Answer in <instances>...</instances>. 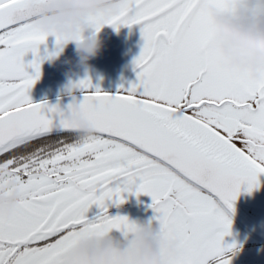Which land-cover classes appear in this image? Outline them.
Listing matches in <instances>:
<instances>
[{"label":"snow or ice","instance_id":"6c2138e0","mask_svg":"<svg viewBox=\"0 0 264 264\" xmlns=\"http://www.w3.org/2000/svg\"><path fill=\"white\" fill-rule=\"evenodd\" d=\"M27 3L0 0V163L21 188L13 213L0 214V264H64L81 238L133 232L126 216L108 214L125 194L150 197L149 222L178 239L167 264H231L228 213L264 174V79L224 66L204 5L230 12L237 0H119L117 11L89 16L96 33L139 26L143 43L123 92L77 82L88 138L58 105L31 99L43 59L67 38L41 31ZM49 35L57 51L41 57Z\"/></svg>","mask_w":264,"mask_h":264},{"label":"flooded vegetation","instance_id":"af4514ba","mask_svg":"<svg viewBox=\"0 0 264 264\" xmlns=\"http://www.w3.org/2000/svg\"><path fill=\"white\" fill-rule=\"evenodd\" d=\"M109 6L101 7L97 10H85L82 12L77 22V30L71 36H65L67 43L62 46V50L57 55L51 56L50 61L55 63L42 67L39 80L30 90L32 101L38 102L55 97L80 93V89L76 87L80 79L86 76L91 80L93 89L99 87L101 91L106 93L123 92L131 84L136 82V73L133 70V61L139 55L142 39L140 36L139 26L120 27L119 31L114 30L111 26H104L99 33H96L86 20L89 16L100 13L115 12L118 10L119 0L107 2ZM206 5V4H205ZM204 5V6H205ZM71 10V9H67ZM65 10L43 15L33 19L38 28L46 33L60 35L56 29L59 26V15ZM237 14L248 13L255 19L264 17V0H238L235 5ZM99 40L101 49L99 53L87 62V67L80 63L77 44L86 40ZM40 47H54L55 41L52 35L46 44ZM57 51V49H49ZM26 61L32 59L31 53L25 57ZM233 62V61H232ZM234 66V64H232ZM253 67V64L250 65ZM264 74V73H263ZM93 134H79L81 138H88ZM18 179L13 170L7 163H0V210L7 206H14L17 198L11 196L16 194L18 189ZM130 195L125 194V200ZM133 196V195H132ZM140 203H135L132 197H129L128 203H123L118 207L109 205L108 214L115 216H126L136 227L133 232L127 235L121 234L115 230L118 240L125 243L126 238L131 237L132 244L136 247L137 240L143 233V241L141 247L149 243L156 247L160 253L161 264H167L168 257L175 255L179 251V241L176 238L165 237L160 231V226L150 219L139 220L136 215L145 211H153L149 204L145 203V199L151 200L150 197L141 195L135 197ZM94 211L87 212L86 217L93 220L99 210L93 205ZM5 215L6 211L0 212ZM229 215V214H228ZM230 216V215H229ZM231 234L224 238L225 244H235L237 251L231 258V264H264V243L243 229L233 218H231ZM99 239L98 237H87L80 239L71 252L77 251L84 244ZM70 252V253H71Z\"/></svg>","mask_w":264,"mask_h":264},{"label":"clouds","instance_id":"9594fccd","mask_svg":"<svg viewBox=\"0 0 264 264\" xmlns=\"http://www.w3.org/2000/svg\"><path fill=\"white\" fill-rule=\"evenodd\" d=\"M106 6H109L107 0H72V9L59 15L60 23L56 31L62 37H71L77 30V22L83 11ZM224 29L236 36L246 47L257 51L259 60L264 61V17L242 27L224 25ZM101 46L99 40L92 39L77 44L80 63L87 67V62L99 53ZM142 241L143 233L136 242L135 251L130 253L114 246L111 239L99 249L88 250L82 246L77 261L78 264H161L158 249L150 243L142 248Z\"/></svg>","mask_w":264,"mask_h":264},{"label":"rangeland","instance_id":"374dc122","mask_svg":"<svg viewBox=\"0 0 264 264\" xmlns=\"http://www.w3.org/2000/svg\"><path fill=\"white\" fill-rule=\"evenodd\" d=\"M204 10L207 17L209 18L212 28V37L210 41L211 47L223 59V61L225 62L224 66L230 70H234L239 73L248 74L252 79H256V80L264 79V74H263L264 61L259 60L258 52L249 47H246L236 36L225 31L224 29V25L242 27L244 25L251 23L254 20V18L250 16L248 13L237 14L235 10L230 12H222L214 4H206L204 6ZM45 49H47V51H45ZM49 49H56V48L40 47L41 57H45L49 53L54 52ZM42 63L44 64L42 65V67H46L55 63V61H50V59L47 58V59H43ZM232 64H234V66ZM251 64H253V67L250 66ZM75 94H77V92H75ZM16 188L18 189L17 193L14 195L11 194V196H15L17 198L15 205L7 206L3 210H0V212L6 211L5 214L6 216H10L15 210L17 204L20 202L21 188L19 187V183L16 186ZM129 197H132L135 203H140L144 201V200L139 201L136 198H134L132 195H130ZM129 197L125 200L126 203H128ZM145 203L151 205V200L145 199ZM93 211L94 208L92 206L88 210V212H93ZM152 215H154L153 211H145L142 213L141 212L138 213L136 217H138L139 220L150 219ZM118 238L119 237L117 236V233L112 231L101 237H98L99 242L98 240H95V242L90 241L84 244L85 245L84 248L88 250H91L93 248L99 249L102 248L103 245L109 239H111L114 246L120 248L121 250L129 253L135 251L136 247L133 246L132 244L133 240L131 239V237L126 238L124 240L125 243H121L118 240ZM81 247L77 251L71 252L68 255H66L64 257V264H78L77 257L79 256Z\"/></svg>","mask_w":264,"mask_h":264},{"label":"water","instance_id":"95a60500","mask_svg":"<svg viewBox=\"0 0 264 264\" xmlns=\"http://www.w3.org/2000/svg\"><path fill=\"white\" fill-rule=\"evenodd\" d=\"M113 0H107L110 2ZM25 15L32 19L39 18L62 10L72 9V0H28L25 6ZM117 94V93H109ZM81 93L55 97L35 103L47 102L49 105H58V109L69 127L78 134H94V126L79 107ZM259 187L248 193L241 192L234 202V212H229L243 229L264 243V174L258 177ZM255 216L262 218L256 219Z\"/></svg>","mask_w":264,"mask_h":264},{"label":"bare ground","instance_id":"6f19581e","mask_svg":"<svg viewBox=\"0 0 264 264\" xmlns=\"http://www.w3.org/2000/svg\"><path fill=\"white\" fill-rule=\"evenodd\" d=\"M255 218H256V219H260L261 221H263V219H262V218H259V217H257V216H255Z\"/></svg>","mask_w":264,"mask_h":264}]
</instances>
